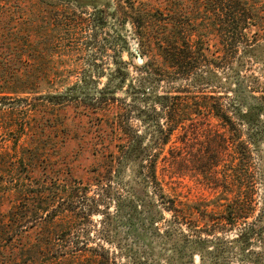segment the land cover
Masks as SVG:
<instances>
[{"label":"rangeland","instance_id":"rangeland-1","mask_svg":"<svg viewBox=\"0 0 264 264\" xmlns=\"http://www.w3.org/2000/svg\"><path fill=\"white\" fill-rule=\"evenodd\" d=\"M170 9L203 25L213 19L207 0H0V69L25 79L0 99V199L3 210L16 213L17 245L39 249L28 264H96L102 250L112 264H191L187 251L171 252L174 233L170 240L164 234L173 228L170 214L164 211L162 220L155 187L140 176L142 161L123 151L135 134L140 147H158L160 127L170 126L159 95L186 90L184 108L189 100L205 111L199 97L213 90L211 78L225 107L254 105L264 91V38L251 51L240 46L232 67L217 76L202 64V85L160 77L144 65L160 60L143 54L130 15ZM204 33L206 51L220 49ZM198 118L192 113L174 130L157 163L164 192L183 202L223 191L195 168L209 146L208 134L193 123ZM112 164L101 183L100 172ZM192 264H200L197 255Z\"/></svg>","mask_w":264,"mask_h":264},{"label":"trees","instance_id":"trees-1","mask_svg":"<svg viewBox=\"0 0 264 264\" xmlns=\"http://www.w3.org/2000/svg\"><path fill=\"white\" fill-rule=\"evenodd\" d=\"M207 3H210L213 19L206 25L193 20L199 17L182 19L180 11L175 13L171 9L168 15L160 11H134L130 15L143 54L151 53L160 60L156 63V59L151 58L144 62L155 75L183 77L202 85V64L207 63L211 77L217 76L218 70L232 67L240 46L251 51L260 45L264 38V0H207ZM203 31L211 34L209 40L220 49L206 51ZM6 70L12 69H0V99H8L9 94L15 92L13 88L25 82L21 73ZM206 84L213 90L199 97L207 101L205 111L199 104L194 111L189 100L185 103L190 107L184 108L181 94L186 90H180L175 96L159 95L161 113L170 120V126L162 129L157 118L158 147H140L141 139L135 134L136 139L130 138L123 154L142 161L140 176L147 188L154 185L162 220L165 219L164 211L170 214L167 221L173 228L164 229V234L170 240L174 233L173 254L182 255L187 251L191 264L196 255L200 264H264V149L260 148L264 139V125L260 119L264 115V91L256 97L254 105L245 109L237 101L225 107L217 85L211 78ZM228 94L224 92L225 96ZM192 113L199 116L193 119V123L201 126L197 132L209 136L208 155L199 159L195 168L215 188L222 186L223 191L213 199L183 202L164 192L157 163L174 130L190 120ZM129 137L126 135L125 140ZM120 153H115L113 161L117 162ZM221 162L223 170L219 171L217 166ZM114 167L112 164L100 172L101 183L111 175ZM3 205L0 199V264H28L31 258L36 259L39 249L17 245L15 238L21 235V230L13 227L16 213L12 207L3 210ZM45 236L44 240L48 241L45 244H48L52 233ZM96 264H112L104 250L96 254Z\"/></svg>","mask_w":264,"mask_h":264},{"label":"water","instance_id":"water-1","mask_svg":"<svg viewBox=\"0 0 264 264\" xmlns=\"http://www.w3.org/2000/svg\"><path fill=\"white\" fill-rule=\"evenodd\" d=\"M137 61H138V63H142V62H144V60H143V58H142L141 55H138V56H137Z\"/></svg>","mask_w":264,"mask_h":264}]
</instances>
